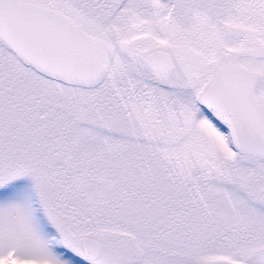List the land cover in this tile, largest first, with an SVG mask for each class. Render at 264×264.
I'll return each mask as SVG.
<instances>
[{"label": "snow or ice", "instance_id": "6c2138e0", "mask_svg": "<svg viewBox=\"0 0 264 264\" xmlns=\"http://www.w3.org/2000/svg\"><path fill=\"white\" fill-rule=\"evenodd\" d=\"M0 264H264V0H0Z\"/></svg>", "mask_w": 264, "mask_h": 264}]
</instances>
